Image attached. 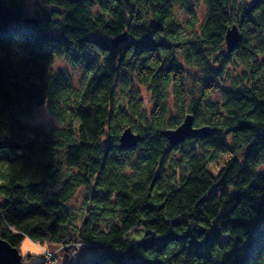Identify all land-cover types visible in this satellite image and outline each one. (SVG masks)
Masks as SVG:
<instances>
[{
  "label": "trees",
  "instance_id": "obj_1",
  "mask_svg": "<svg viewBox=\"0 0 264 264\" xmlns=\"http://www.w3.org/2000/svg\"><path fill=\"white\" fill-rule=\"evenodd\" d=\"M26 2L0 0V237L60 246V264H264V0H33L24 25ZM41 107L57 127L31 124ZM187 113L212 132L170 144Z\"/></svg>",
  "mask_w": 264,
  "mask_h": 264
},
{
  "label": "rangeland",
  "instance_id": "obj_2",
  "mask_svg": "<svg viewBox=\"0 0 264 264\" xmlns=\"http://www.w3.org/2000/svg\"><path fill=\"white\" fill-rule=\"evenodd\" d=\"M32 8H33V0H27L26 2V7H25V13L27 16H32ZM193 10L195 13V16L197 18V24L195 25L194 29L197 30L199 24L202 22L204 19V6L202 4H195L193 6ZM175 14L178 19V21L186 27L189 19V13L187 12L186 9L176 6L175 9ZM187 31H190L187 29ZM185 33V32H184ZM187 39H190L192 34H186L184 35ZM224 49L226 50V45L224 44ZM180 50V49H179ZM180 54V51L178 52ZM53 68L55 70L57 69H66L72 78V82L75 86H79L83 71L80 66H73L68 63L62 58H55L53 62ZM187 71V80H186V86L188 89H193L196 86V81L197 77L200 75V71L198 68L195 67H185ZM240 67L234 65H230V68L228 69L227 74L225 75V84H230L234 78H236V75L240 74ZM143 95H145L144 90L142 89ZM147 96V95H145ZM213 98L219 99L220 98V92L217 91L213 95ZM31 124L34 126H43L45 128L51 129L55 128L58 126V122L47 112V110L44 107L35 109L33 112V120L31 121ZM85 188L80 187L73 197L68 201L67 207L75 210H81V204L83 197L85 195ZM28 238H25L20 245V252L22 254V259H23V254L25 253H30L32 255H42L44 256L43 262L44 264H60L62 263V258L65 256L63 255V251L60 247V250L58 249H53L52 247H44V244L36 243V242H28ZM24 242V243H23ZM23 244V247H21ZM47 261V262H46Z\"/></svg>",
  "mask_w": 264,
  "mask_h": 264
},
{
  "label": "water",
  "instance_id": "obj_3",
  "mask_svg": "<svg viewBox=\"0 0 264 264\" xmlns=\"http://www.w3.org/2000/svg\"><path fill=\"white\" fill-rule=\"evenodd\" d=\"M36 23L35 20L26 16L23 19V24ZM225 45L228 51H231L238 42L242 39L241 32L235 23L229 25L225 30ZM127 32L123 31L111 39L112 43L125 42L127 39ZM212 132L208 126H194L193 116L187 113L181 123L174 128H167L161 131L170 144L175 145L186 138L205 137ZM139 140L138 133L134 132L131 127H125L119 136V147L121 149H128L137 144ZM0 264H23L22 254L19 248L12 246L9 242L0 237Z\"/></svg>",
  "mask_w": 264,
  "mask_h": 264
},
{
  "label": "crops",
  "instance_id": "obj_4",
  "mask_svg": "<svg viewBox=\"0 0 264 264\" xmlns=\"http://www.w3.org/2000/svg\"><path fill=\"white\" fill-rule=\"evenodd\" d=\"M27 241L28 242H30V244H31V242L33 243V241H31V240H29V239H27ZM24 243V242H23ZM49 247H52L53 249L55 248V249H58V251L60 250V246H53V245H48ZM47 245H44V247L45 248H47L48 247ZM21 247H23V244H22V246Z\"/></svg>",
  "mask_w": 264,
  "mask_h": 264
},
{
  "label": "snow or ice",
  "instance_id": "obj_5",
  "mask_svg": "<svg viewBox=\"0 0 264 264\" xmlns=\"http://www.w3.org/2000/svg\"><path fill=\"white\" fill-rule=\"evenodd\" d=\"M27 255V253H25V256Z\"/></svg>",
  "mask_w": 264,
  "mask_h": 264
},
{
  "label": "built area",
  "instance_id": "obj_6",
  "mask_svg": "<svg viewBox=\"0 0 264 264\" xmlns=\"http://www.w3.org/2000/svg\"><path fill=\"white\" fill-rule=\"evenodd\" d=\"M47 262V261H46Z\"/></svg>",
  "mask_w": 264,
  "mask_h": 264
}]
</instances>
